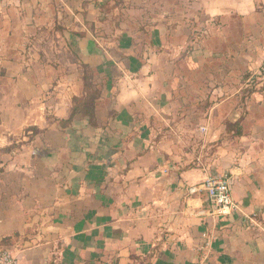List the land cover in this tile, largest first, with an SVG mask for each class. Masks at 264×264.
<instances>
[{"label": "crops", "instance_id": "crops-1", "mask_svg": "<svg viewBox=\"0 0 264 264\" xmlns=\"http://www.w3.org/2000/svg\"><path fill=\"white\" fill-rule=\"evenodd\" d=\"M110 1L0 0V245L16 264H264V0L170 3L164 23L99 17ZM92 91L94 124L71 116ZM194 136L236 147L192 165ZM223 173L236 209L211 217L188 189Z\"/></svg>", "mask_w": 264, "mask_h": 264}, {"label": "rangeland", "instance_id": "rangeland-1", "mask_svg": "<svg viewBox=\"0 0 264 264\" xmlns=\"http://www.w3.org/2000/svg\"><path fill=\"white\" fill-rule=\"evenodd\" d=\"M193 1L194 0H111L110 3H106L105 5L101 6L102 12L100 13L99 17L107 18V15L110 16V14L113 13L112 17L114 19L118 17L120 18L121 16L123 17L127 16V18L133 16V18L138 17L142 19L148 17V19L150 20L151 18H153V15L159 14L160 15L159 18L161 19L159 22L164 23V22H168V9L170 8L169 6L170 3L171 4L175 3L177 6V10L179 11L178 14H181L184 12L185 7L190 6L191 2ZM109 5L113 7H110ZM121 9L123 10L129 9L131 12H134V14L130 13L126 15L124 13L126 11L123 12ZM201 27H199L198 30L196 29L194 30L195 34L198 35L200 34V32L201 33L203 32L204 29L203 25ZM59 45L60 43H58L55 38H52V36H49L48 39H46L45 37L42 38L37 36L28 43L26 48H27V53L31 52L32 55H35V57L33 58L34 59L36 58V60H38L37 57H41V56H44L45 59L50 58V56L47 57V55L48 54L51 55V52L55 51V49L58 48ZM94 76L99 77V75L97 74ZM254 81L258 83L257 80ZM193 140L196 141V144L190 145L186 143L183 145L184 149H186L187 151V155L184 156L192 165H194L195 162H198V160L200 161L202 160L203 162L206 163L214 161L216 157L215 153L218 149V146L222 149L223 156L225 158L228 156V153L226 152H229L231 149H233L234 146L236 147V143L228 137L218 138L213 142H208L206 147H204V145L203 146L198 145V142L202 141L201 138L194 136Z\"/></svg>", "mask_w": 264, "mask_h": 264}, {"label": "built area", "instance_id": "built-area-1", "mask_svg": "<svg viewBox=\"0 0 264 264\" xmlns=\"http://www.w3.org/2000/svg\"><path fill=\"white\" fill-rule=\"evenodd\" d=\"M257 80L264 84V55L257 71L250 81ZM232 177L228 174H210L197 185L190 186L189 193L202 191L206 195V211L211 217L221 218L231 215L236 205L232 199ZM17 257L12 252L0 246V264H16Z\"/></svg>", "mask_w": 264, "mask_h": 264}, {"label": "trees", "instance_id": "trees-1", "mask_svg": "<svg viewBox=\"0 0 264 264\" xmlns=\"http://www.w3.org/2000/svg\"><path fill=\"white\" fill-rule=\"evenodd\" d=\"M85 87H87V86H85ZM94 109H95V96H94V91H92V93H89V96H87L86 99H80V100H77L75 102V106L73 108L71 116H73L77 112H81V113L87 115L89 117L90 121H92V124H94V122H93ZM68 121H69V119H68ZM1 247H3V246H1Z\"/></svg>", "mask_w": 264, "mask_h": 264}]
</instances>
